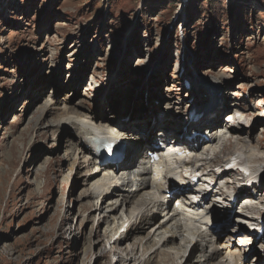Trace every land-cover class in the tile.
Segmentation results:
<instances>
[{
    "label": "rangeland",
    "instance_id": "rangeland-1",
    "mask_svg": "<svg viewBox=\"0 0 264 264\" xmlns=\"http://www.w3.org/2000/svg\"><path fill=\"white\" fill-rule=\"evenodd\" d=\"M181 50L184 73L205 77L198 85L175 75ZM215 76L261 128L264 0H0V264H119L88 191L92 166L55 121L65 111L120 119L137 136L162 99L193 92L206 106ZM198 255L191 246L183 264Z\"/></svg>",
    "mask_w": 264,
    "mask_h": 264
},
{
    "label": "bare ground",
    "instance_id": "bare-ground-1",
    "mask_svg": "<svg viewBox=\"0 0 264 264\" xmlns=\"http://www.w3.org/2000/svg\"><path fill=\"white\" fill-rule=\"evenodd\" d=\"M181 55H183L182 50L179 52L180 62L175 71V75L178 76L181 74V67L185 71L188 66L183 64L184 60H181ZM186 56L183 55V58ZM185 76V80H195L192 74H185ZM201 78L196 79L193 85H198L205 77ZM215 80L217 83L224 84V89L226 88L227 84L222 76H215ZM209 89L204 92L206 96L204 107H199L200 100L193 92L185 98L187 102L182 104L172 102L168 105V111L176 109L179 114H184L191 107V109L198 108L194 111L196 114H201L203 118L196 124L192 121L190 125L192 128L195 126L201 135L191 141L186 139L191 136V133L186 134L184 130L187 126L183 125L182 128L175 126V120H178V117H170L168 113L165 114L162 111L163 99L155 104L156 110L144 114V120H141L143 125L141 134L137 136L129 137L126 134L127 129H136L134 126L131 127L128 121L123 122L120 119L112 120V118L103 116L96 118L65 111L55 121L56 129L66 131L71 141L70 148L80 154H85L83 163L92 166L88 191L90 197L96 199L94 209L101 212L98 216L102 217L106 214L103 221L104 224H109V228L105 236L109 238L111 254L120 257L119 264H149L153 261L164 264L165 262L162 263V261L168 258H174L173 264H183L191 246L196 253L199 251V255L196 260L187 259L188 264L261 263L258 250L261 245L254 251V260L247 261L248 254L253 251L252 247L255 243L251 242L248 236L254 235L255 230H250L251 233L240 231L241 233L236 236L240 237L239 234H243L242 240L236 241L235 234L227 228L233 226L234 221L243 220V216L248 218V214L256 215L250 219L255 222L257 215L261 214L264 207V150L259 147L260 140L258 139L264 135V124L258 129L250 128V124L246 121V116H249L250 112H246L244 106L234 103L235 105H231L241 112V116H237L240 119L236 120L233 113H229L226 116L229 118V123L225 118L223 127L218 122V117L221 113L219 109L226 102L225 98L219 86ZM191 95L194 97L193 101L188 102ZM170 99H175V96ZM226 110L222 109V111ZM165 115H168L169 120L167 117L165 119ZM261 122L264 123V110L255 127ZM256 129L258 137L257 132L253 134ZM111 131L115 138L120 140V155L123 160L113 166H101L93 158L92 142L104 139ZM178 133H181L183 137L180 138ZM171 139L176 142H170ZM256 144L257 147L254 146ZM181 147L192 154L187 160L178 158L174 153V151L179 152ZM143 150H146L145 155H141ZM149 152H161L164 156L161 162L163 174L159 175L160 178L151 176L153 172L148 166L151 161ZM234 153H239L244 157L246 170L262 176L260 188L248 190L239 187V181L242 180L241 175L233 178L232 173L226 174V187L228 190H233V195L236 197L234 203L230 202L227 195L220 192V188L213 187L206 192L205 184L200 183L196 185L193 193L200 198V204L205 206L203 212L195 210L197 204L194 200L186 206V212H178L171 206L172 200L183 202L182 196L193 195L187 189L188 177L184 175L180 176L178 185L183 188L179 195L171 194L178 171L202 173L203 176L211 178L206 184H212L223 179L222 174H216L215 168L223 166V160ZM137 162L139 166L135 167ZM233 173L237 174V170ZM127 186H130V189L125 188ZM168 195L171 196L170 199L166 198ZM236 208L241 211H235ZM121 212H123L122 215ZM112 219L114 223L111 222ZM206 221L209 223L207 227ZM121 222H123L121 228L129 225L128 235L122 236L113 247L111 237L114 233L119 237ZM147 230V237H139ZM221 233L224 234L223 238L220 237ZM133 239L134 242H132ZM218 239H222L221 243L215 245ZM179 240L180 245H178ZM103 241L102 238L99 243ZM101 256L107 258L106 251H103Z\"/></svg>",
    "mask_w": 264,
    "mask_h": 264
},
{
    "label": "trees",
    "instance_id": "trees-1",
    "mask_svg": "<svg viewBox=\"0 0 264 264\" xmlns=\"http://www.w3.org/2000/svg\"><path fill=\"white\" fill-rule=\"evenodd\" d=\"M183 25V24H182ZM183 29H186V26H183Z\"/></svg>",
    "mask_w": 264,
    "mask_h": 264
}]
</instances>
